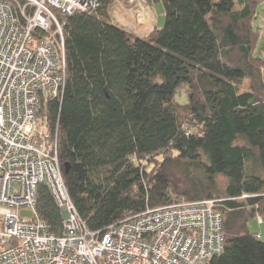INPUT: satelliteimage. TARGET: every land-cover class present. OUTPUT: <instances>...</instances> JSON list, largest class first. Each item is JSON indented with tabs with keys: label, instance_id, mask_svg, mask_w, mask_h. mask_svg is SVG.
I'll list each match as a JSON object with an SVG mask.
<instances>
[{
	"label": "trees",
	"instance_id": "16d2710c",
	"mask_svg": "<svg viewBox=\"0 0 264 264\" xmlns=\"http://www.w3.org/2000/svg\"><path fill=\"white\" fill-rule=\"evenodd\" d=\"M99 1L95 13L57 14L66 84L62 101H45L40 113L87 228L221 201L225 246L210 264H264V242L249 227L264 221L258 1L161 0L165 25L143 38L110 22L113 0ZM53 42L58 47L59 36ZM183 92L187 105L175 101ZM244 195L253 197L241 203ZM36 210L51 233L62 234L64 217L46 184Z\"/></svg>",
	"mask_w": 264,
	"mask_h": 264
},
{
	"label": "built area",
	"instance_id": "2783aa9c",
	"mask_svg": "<svg viewBox=\"0 0 264 264\" xmlns=\"http://www.w3.org/2000/svg\"><path fill=\"white\" fill-rule=\"evenodd\" d=\"M100 5L99 0H0V264H210L225 246L221 201L149 209L92 232L68 193L57 137L40 113L45 101H62L66 84L57 14L95 13ZM42 184L63 214L61 235L51 233L37 213ZM24 207L32 210L31 219L20 216Z\"/></svg>",
	"mask_w": 264,
	"mask_h": 264
},
{
	"label": "rangeland",
	"instance_id": "374dc122",
	"mask_svg": "<svg viewBox=\"0 0 264 264\" xmlns=\"http://www.w3.org/2000/svg\"><path fill=\"white\" fill-rule=\"evenodd\" d=\"M257 17L253 21L254 31L259 35L257 52L259 56L264 58V0H257ZM149 3V0H147ZM133 5V4H132ZM131 5H124L122 3H113L109 9L110 22L123 28L127 32L137 34L143 38L154 26L159 29L165 25V10L162 1L151 2L149 7L144 4L139 5L135 14L134 10L130 8ZM239 9L238 7L236 8ZM250 85V81L244 82L243 90H247ZM175 101L181 105H187L190 102V97L186 92L178 93L175 97ZM243 203V200H239ZM20 216L25 219H31L33 212L30 208L24 207L20 211ZM249 227L252 232L262 233V242H264V221L259 223L258 219H251ZM3 225L0 223V233L2 232Z\"/></svg>",
	"mask_w": 264,
	"mask_h": 264
},
{
	"label": "crops",
	"instance_id": "0c3cea01",
	"mask_svg": "<svg viewBox=\"0 0 264 264\" xmlns=\"http://www.w3.org/2000/svg\"><path fill=\"white\" fill-rule=\"evenodd\" d=\"M159 1H161V0H149L148 5H145V6H146V7H149L151 2H155V3H156V2H159ZM139 5L141 6V3H136V4H133V5L130 6V8H132V10H134L135 14H137V12H136L137 10H136V9L139 8ZM155 28L159 29L158 26H157V27L154 26V29H155ZM154 29H153V30H154ZM151 31H152V30H151ZM136 35H137V34H136ZM137 36H138V35H137Z\"/></svg>",
	"mask_w": 264,
	"mask_h": 264
}]
</instances>
